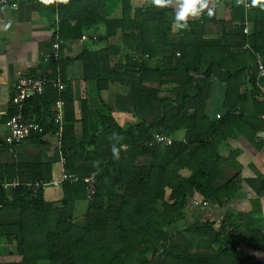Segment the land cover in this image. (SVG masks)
Masks as SVG:
<instances>
[{
  "label": "trees",
  "instance_id": "obj_1",
  "mask_svg": "<svg viewBox=\"0 0 264 264\" xmlns=\"http://www.w3.org/2000/svg\"><path fill=\"white\" fill-rule=\"evenodd\" d=\"M247 1L249 12L243 3L225 0L232 18L219 23L222 30L215 37L208 35L209 22L216 23L209 14L175 30L176 14L147 4L133 6L132 0H100L99 9L79 5L78 17H62L64 40H81L97 29L94 41L102 44L121 32L114 67L109 46L93 51L85 45L76 59L82 63V78L97 80L100 90L108 91L111 84L125 89L135 122L121 126L107 108V114L99 115V128L89 132L84 124L77 139L74 100L62 70L67 61L60 52L53 70L41 77L55 79L61 66L63 90L51 84L44 96L27 100L22 113L44 128L29 137L35 141L55 132L51 108L63 101L60 150L64 170L79 181L58 187L62 199L51 201L43 188L34 192L31 185L52 180L58 151L44 163L0 162V246H14L0 264H259L222 241L209 223L172 231L185 218L194 193L219 205L228 199L218 152L227 138L220 134L226 121L221 114L211 120L205 110L214 79L225 82L227 94L237 91L234 106L245 98L242 86L257 89L255 66L245 58L257 52L264 57V0L256 6ZM246 19L252 24L250 35L244 34ZM235 21L240 25L233 26ZM246 44L250 49H244ZM14 112L11 108L6 120ZM160 135L172 144L150 146ZM92 173H97V193L87 201L83 180ZM13 182L18 185L5 187ZM81 201L87 207L84 224L78 225L75 209ZM196 234L216 239L202 247Z\"/></svg>",
  "mask_w": 264,
  "mask_h": 264
},
{
  "label": "crops",
  "instance_id": "obj_2",
  "mask_svg": "<svg viewBox=\"0 0 264 264\" xmlns=\"http://www.w3.org/2000/svg\"><path fill=\"white\" fill-rule=\"evenodd\" d=\"M207 3L208 8L198 17H190L188 21L209 14L210 21L216 23L209 22L208 35L215 37L222 30L219 23L228 22L232 18V8L225 0H207ZM145 4L174 14L179 7L175 0L166 7H157L151 0H132L133 6L142 7ZM52 5L56 8L53 9ZM79 5L81 8L92 6L95 9L101 6L100 0H70L68 4L59 3L57 0L51 5H44L41 0H8L6 5L0 7V144L2 143L0 147L3 148L0 154L1 163L17 164L36 160L44 163L53 159L57 153L58 143L54 133L47 132L38 140L27 139L12 146L8 141L9 131L5 125L11 111L15 84L22 77L40 78L47 71L51 72L53 64L56 63L52 60L56 43L60 47L59 55L62 51V56L67 61L62 70L67 90L74 100L76 138H82L84 124L89 132L96 131L100 126L99 115L107 114V108L121 126L130 123L128 119L131 116L129 111L131 109L122 104L124 100L121 98L127 95L125 89L111 84L108 91L100 90L97 80L82 78V63L76 59L85 45L93 51L107 50L109 46L111 52V56L108 55L109 64L110 67H114L118 60L114 50L117 48L115 46L121 44V32L118 31L102 44H97L92 39L64 40L61 35L62 17H78ZM248 27L252 32V24ZM97 32L100 31L96 29L85 34L92 37L98 34ZM245 59L252 67L255 66L254 56ZM262 83L264 85V82ZM212 85L211 98L207 101L205 114L211 120L221 114L223 122L226 121L220 129V134L227 138L221 142L218 152L224 177L222 182L229 188L228 199L222 205L209 202L204 204L202 197L194 193L185 218L175 225L172 231L209 223L222 241L236 247L252 262L264 264V120L261 119L264 115V94L259 91L257 84V89L252 85L242 86L240 93L244 94L245 98L234 106L238 98L237 91L227 94L225 82L215 79ZM82 102H85V123ZM229 106L232 110H229ZM53 109L54 107L51 108V112H54ZM46 115L45 111V117ZM183 135L184 133L180 132L178 138H182ZM60 170L61 166L57 161L52 166V179L59 177ZM46 188L44 197L47 200L62 199L60 189L50 187L52 190L46 195ZM82 206L85 213L87 202L77 203L75 223L78 225L84 224V216L81 223L77 218ZM196 235V242L202 247L211 245L216 239V235L213 234L210 236L205 234L206 237L203 236V239ZM5 246L8 249L12 247L6 244Z\"/></svg>",
  "mask_w": 264,
  "mask_h": 264
},
{
  "label": "built area",
  "instance_id": "obj_3",
  "mask_svg": "<svg viewBox=\"0 0 264 264\" xmlns=\"http://www.w3.org/2000/svg\"><path fill=\"white\" fill-rule=\"evenodd\" d=\"M8 0H0V7L6 5ZM243 5L245 7L246 12H249L251 10V5L247 0H243ZM251 24L247 19L245 20L244 25V34L250 35L251 30L249 29L248 25ZM240 25V22L235 21L233 22V26ZM88 39L96 40L97 36L93 35L92 37L88 34H84L81 37L82 41H86ZM59 44H54V50L55 52L52 55V60L55 62H58L60 55H59ZM244 49H250V45L246 44L244 46ZM254 60H255V69L257 72V86L259 88V91L264 94V85L262 83V79H264V57L260 53L254 54ZM62 74L60 68H57L56 71V77L53 80H50L45 77H22L20 78L17 83L14 86V92L11 99V108L15 111L14 114H12L9 119L6 122V127L9 131V143L13 142H22L27 139L33 134H42L44 132L43 126L35 122L33 120H28L22 113L24 104L27 100L35 97H42L46 94L48 87L52 84L57 87L59 91L63 90L64 83L62 81ZM63 106L64 103L62 100H58L55 103L54 106V127L55 132L54 135L57 139V147L59 149V155H60V166L61 170L59 173V177L56 179H52L48 183H34L31 185V187L34 188V192H36L39 188L45 189L46 187H54L58 188L61 185H63L66 182L69 183H75L79 181V177L76 174L68 173L64 170V163L65 160L61 154V138H62V132H63ZM220 118V115L217 116ZM261 119L264 120V115L261 116ZM172 139L167 136H157L154 140L149 142V145L154 144H164V145H171ZM97 173H92L91 175L84 178V184L86 187V196L87 201H90L95 194L97 193ZM18 183L13 182L10 185L7 186H17ZM204 204H207L208 202L204 201ZM198 204V203H195Z\"/></svg>",
  "mask_w": 264,
  "mask_h": 264
},
{
  "label": "clouds",
  "instance_id": "obj_4",
  "mask_svg": "<svg viewBox=\"0 0 264 264\" xmlns=\"http://www.w3.org/2000/svg\"><path fill=\"white\" fill-rule=\"evenodd\" d=\"M56 2L57 0H41V3L44 5H51ZM58 2L68 4L70 0H58ZM175 2L179 7L173 25L174 29L186 28L190 17H198L204 9L208 8L207 0H175ZM237 2L242 3L243 0H237ZM151 3L157 7H166L172 4L173 0H151ZM258 4H261V0H252L253 6Z\"/></svg>",
  "mask_w": 264,
  "mask_h": 264
},
{
  "label": "rangeland",
  "instance_id": "obj_5",
  "mask_svg": "<svg viewBox=\"0 0 264 264\" xmlns=\"http://www.w3.org/2000/svg\"><path fill=\"white\" fill-rule=\"evenodd\" d=\"M136 6H139V5H136ZM80 50V49H79ZM122 100H124V102L122 103L123 105H127L128 104V96L127 95H124L123 97H121ZM129 110V109H128ZM131 112V116L129 117V122H135V119L132 117L133 116V112L132 110H129ZM6 125V123H5ZM58 148V147H57ZM59 152V149L57 150ZM47 190V193L46 195L52 190L50 187H47L46 188ZM48 198V196H47ZM83 216H84V207L82 206L80 209H79V214L77 215V218H79V223H81L80 221H83ZM76 218V219H77ZM1 246L3 247V249H1ZM0 246V260H3L5 261L6 259H9V257H7V250H8V247L5 246V244H1ZM12 249H14V246L12 247H9V252L12 251ZM2 253V254H1Z\"/></svg>",
  "mask_w": 264,
  "mask_h": 264
}]
</instances>
